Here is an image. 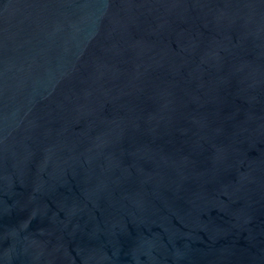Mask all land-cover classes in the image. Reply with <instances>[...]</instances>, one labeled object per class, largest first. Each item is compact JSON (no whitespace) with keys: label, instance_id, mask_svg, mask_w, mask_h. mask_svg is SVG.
I'll return each instance as SVG.
<instances>
[{"label":"water","instance_id":"obj_1","mask_svg":"<svg viewBox=\"0 0 264 264\" xmlns=\"http://www.w3.org/2000/svg\"><path fill=\"white\" fill-rule=\"evenodd\" d=\"M0 264H264V0H0Z\"/></svg>","mask_w":264,"mask_h":264}]
</instances>
